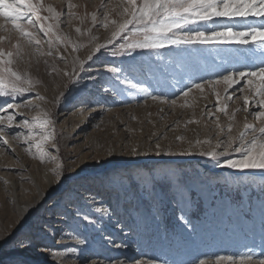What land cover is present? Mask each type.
I'll return each instance as SVG.
<instances>
[{
    "label": "rangeland",
    "instance_id": "rangeland-1",
    "mask_svg": "<svg viewBox=\"0 0 264 264\" xmlns=\"http://www.w3.org/2000/svg\"><path fill=\"white\" fill-rule=\"evenodd\" d=\"M41 2V18L29 14L36 26L27 28L39 45L27 43L0 17V37L5 38L0 48L14 51L19 41L20 55L12 67L32 80L31 91L0 96V238L10 236L0 246V264H215L220 256L240 264L241 253L264 258V176L240 174L221 166L225 157L203 154L224 135L217 136L216 117L222 127L230 123L216 109V93L229 114L239 109L233 136L245 118L260 125L243 110L245 96L251 111L260 110L252 91L241 80L227 94L225 84L205 83L203 92L193 88L183 96L193 83L261 65L264 42L122 52V38L107 43L116 26L103 23L105 13L109 21L126 19L120 15L126 0ZM260 19L214 18L187 29L242 31ZM50 24L52 32L45 36L40 26ZM96 44L105 47L96 52ZM112 67L129 71H108ZM45 113L54 139L41 145L46 154L41 161L36 147L40 129L29 130L24 121L33 123V117ZM113 160L119 164L109 167ZM100 168L101 174L88 176ZM80 169L88 175L72 178ZM60 181L62 186L48 189ZM38 184L47 191L40 204ZM63 197L64 206L48 214L49 206ZM21 199L42 207L22 226L17 213ZM77 212L89 215L91 222L77 219ZM60 239L66 241L62 246Z\"/></svg>",
    "mask_w": 264,
    "mask_h": 264
},
{
    "label": "snow or ice",
    "instance_id": "snow-or-ice-1",
    "mask_svg": "<svg viewBox=\"0 0 264 264\" xmlns=\"http://www.w3.org/2000/svg\"><path fill=\"white\" fill-rule=\"evenodd\" d=\"M43 7L41 0H0V17H3L6 22H10L11 30H15L18 35L29 44H40L36 33L28 31V26L35 27L33 20L29 17L32 14L39 20L40 11ZM71 7V5H69ZM101 7H107L102 4ZM122 12L120 15L126 16L122 22L117 20H108V13H105V22L103 27L107 28L108 23L115 25V30L111 33V39L107 43L111 44L117 38H122L124 43L120 45L122 52L135 51L136 49H159L166 45L176 44H208V43H230L235 42L239 44H256L264 42V19L261 20L257 26H248L246 30L234 31L232 27L225 26L219 31H205L199 28L187 29L188 25H199L201 22L212 21L214 18H247L249 16L264 18V0H126L122 3ZM48 11L54 13V9L49 6ZM58 15V14H57ZM26 19V24L21 23ZM45 20L48 17H44ZM92 20L96 21V15H92ZM3 27V26H0ZM53 26L50 24L45 29L43 25L40 30L47 36L52 32ZM77 32L80 29H76ZM5 39L0 37V40ZM60 37L56 40L59 42ZM67 40V37L64 38ZM95 40L96 37H92ZM51 48L53 40H48ZM104 44H96L95 51L99 52L104 48ZM264 47V44H262ZM13 50L5 51L0 48V96H14L32 90V80L27 74H20L13 70L14 56H19L21 45L19 41L15 44ZM52 53L49 52L48 55ZM264 55V53H261ZM43 55V53H41ZM115 55V53H114ZM91 59V56L89 57ZM108 71L118 73L122 71H129L127 69H120L116 67L109 68ZM127 80V77H125ZM241 80H244L246 86L252 91L253 100L258 105L260 110L251 111L248 107L249 97L243 98L244 111L249 112L254 118L260 121L257 126L253 123H248L247 118L243 124L242 130L237 135L233 136L232 131L236 112L239 109L233 110L231 114L228 113V104L225 102L223 106L219 104L220 95L216 93L218 112L227 116L230 123L226 128L219 123V117H216V128L219 129L217 136L223 133V137L217 140L216 146L211 150L203 153L204 155L213 158L223 156L225 157L223 165L232 169L246 170V169H261L264 170V61L261 65H256L253 69L248 71L230 72L227 75L220 76L215 81H206L204 83H193L187 91L183 92V96L187 97L193 88L204 91L205 83L208 85L225 84V93L228 89L233 88L234 85H239ZM38 82V81H37ZM215 90V89H214ZM153 99L158 97L153 96ZM227 100L233 97L227 95ZM173 104L176 101H172ZM12 107V105H9ZM208 115H215L208 113ZM13 116L9 114L7 120L11 122ZM4 117L0 116V120ZM191 122V121H189ZM49 120L47 113L43 117H33V123L28 120L24 121V125L29 129L38 127L40 129V140L36 142V147L40 150V159L44 160L45 153L41 145L50 139H54L53 134L47 130ZM3 131V128H0ZM6 142V141H5ZM201 143V141H197ZM203 143H211L210 140H205ZM55 147V145H53ZM223 148V151H217V148ZM159 148V145H157ZM232 154H239L237 158H227ZM55 159V157H50ZM60 167V165H58ZM55 171V170H54ZM77 219L89 221V215L76 213ZM183 219V217H181ZM91 222V221H89ZM264 255V253H262ZM232 261L235 260L232 256H220L216 258L215 264H219L221 260ZM240 264H264V258L253 260V256L241 253L239 255ZM197 264H205V261L200 260Z\"/></svg>",
    "mask_w": 264,
    "mask_h": 264
},
{
    "label": "bare ground",
    "instance_id": "bare-ground-1",
    "mask_svg": "<svg viewBox=\"0 0 264 264\" xmlns=\"http://www.w3.org/2000/svg\"><path fill=\"white\" fill-rule=\"evenodd\" d=\"M255 18V17H254ZM233 19H236V18H233ZM243 19V18H242ZM257 19V18H256ZM264 19V18H263ZM261 20V19H260ZM239 22V21H238ZM241 22V21H240ZM241 24V23H240ZM257 24H260V21L257 23ZM261 44V43H259ZM260 47V45H259ZM264 48V47H263ZM258 49V48H257ZM263 50V49H262ZM259 51V50H258ZM264 51V50H263ZM262 53V52H261ZM260 54V53H259ZM264 57V56H263ZM119 162L116 161V160H113L110 164H109V167H114L116 165H118ZM222 170H227V168H221ZM103 171L101 170H98L96 169V171H91L89 172L90 175H88L87 171L85 169H80V170H77L76 172L73 173V176L72 178H76V177H83L85 175H88V176H95V175H98V174H101ZM234 172V171H233ZM252 173V174H255V175H260V176H264V170H261V169H255L253 171H247V170H242L240 171V174L242 173ZM235 173V172H234ZM93 174V175H92ZM87 176V177H88ZM61 185V181L57 183V185H54V186H50L48 189H53V188H59ZM37 188V191L40 195V198L38 200V203L37 204H40L41 201L43 200V198L45 197V195L47 194V191L46 190H42L40 188V185L38 184L36 186ZM48 190V191H49ZM78 191V190H77ZM22 200V199H21ZM64 200H66V197H63L61 200H58V202L55 201V203H53L51 206H49V213L50 214L52 211H55L56 208H60V207H63L64 204ZM42 207L40 208H36L35 205H33L31 202H29L28 200H22L20 201L18 204H17V213L18 215L21 217V220L19 221V225L22 226L25 224V222L29 221L31 218L34 217L35 214L38 213L39 209L41 210ZM50 218V217H49ZM68 222V221H66ZM10 238V236H7V237H3V238H0V246L3 245V243H5L8 239ZM66 239V238H65ZM64 240H61V241H58L61 246L66 242ZM59 245V246H60ZM24 247V246H23ZM22 247V248H23ZM70 250V249H69ZM67 252V250H66ZM68 253V252H67Z\"/></svg>",
    "mask_w": 264,
    "mask_h": 264
}]
</instances>
